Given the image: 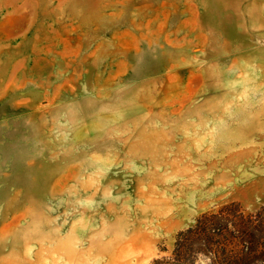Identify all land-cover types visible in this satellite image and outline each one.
Instances as JSON below:
<instances>
[{
  "label": "rangeland",
  "instance_id": "374dc122",
  "mask_svg": "<svg viewBox=\"0 0 264 264\" xmlns=\"http://www.w3.org/2000/svg\"><path fill=\"white\" fill-rule=\"evenodd\" d=\"M0 264H264V0H0Z\"/></svg>",
  "mask_w": 264,
  "mask_h": 264
},
{
  "label": "bare ground",
  "instance_id": "6f19581e",
  "mask_svg": "<svg viewBox=\"0 0 264 264\" xmlns=\"http://www.w3.org/2000/svg\"><path fill=\"white\" fill-rule=\"evenodd\" d=\"M179 209H180V208H179ZM176 211H177V210H176ZM173 213H174V212H173ZM170 214H171V213H170ZM163 215H164V214H163ZM171 215H172V214H171ZM157 216H158V215H157ZM157 216H156V217H157ZM159 216H161V215H159ZM163 217H164V216H163ZM161 219H163V218H161ZM156 220H157V219H156ZM164 220H165V219H164ZM156 227H158V225H157Z\"/></svg>",
  "mask_w": 264,
  "mask_h": 264
}]
</instances>
